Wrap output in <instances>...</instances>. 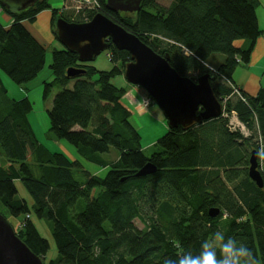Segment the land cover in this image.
<instances>
[{
  "label": "trees",
  "instance_id": "1",
  "mask_svg": "<svg viewBox=\"0 0 264 264\" xmlns=\"http://www.w3.org/2000/svg\"><path fill=\"white\" fill-rule=\"evenodd\" d=\"M96 1L99 7L89 9V18L101 12L157 53H169L171 65L182 75L196 79L210 72L224 112L235 111L250 134L231 130L229 117L221 115L188 130L169 128L147 154L123 103L128 87L112 83L124 74L130 52L111 42L105 51L114 65L99 70L64 46L54 48L53 78L42 84L44 100L60 88L47 110L49 131L107 172L93 173L81 160L41 143L29 118L32 101L28 96L9 98L0 76V205L7 213L0 212L9 221L22 215L18 227L10 222L45 264H162L164 257L178 252H198L217 230L246 243L264 264V185L249 176L252 151L264 147V89L249 95L233 76L239 65L249 62L264 33L257 16L259 0H172L169 6L142 0L136 12H115L106 0ZM0 7L12 19L8 27L0 22V69L17 84L35 79L46 61V45L26 22L34 24L40 12L51 10V32L58 40L57 17L87 21L66 16L49 0L21 10L1 2ZM238 39L247 46H238ZM70 67L84 71L69 76ZM235 87L245 99L234 93ZM112 148L116 159L105 156ZM149 162L157 171L135 176ZM258 162L264 178V161ZM17 181L32 203L19 195ZM211 207L219 208L217 216L209 215ZM34 217L51 230L53 258L47 259L51 242Z\"/></svg>",
  "mask_w": 264,
  "mask_h": 264
},
{
  "label": "water",
  "instance_id": "2",
  "mask_svg": "<svg viewBox=\"0 0 264 264\" xmlns=\"http://www.w3.org/2000/svg\"><path fill=\"white\" fill-rule=\"evenodd\" d=\"M38 0H0L6 7L18 10L35 5ZM142 0H106L112 11L136 12ZM55 35L58 41L82 62H91L110 47L111 42L131 54L126 62L124 76L128 83L146 90L161 108L169 128L188 130L206 120L223 115L224 102L217 96L211 83V73L196 79L180 74L170 63V55H161L143 42L137 35L113 21L101 12L85 22L55 19ZM83 69L70 67L69 76L83 73ZM157 171L151 162L144 165L135 176H146ZM249 176L263 187L264 178L259 169L258 153L250 157ZM219 208L211 207L209 215L215 217ZM0 264H45L30 246L17 234L9 219L0 212Z\"/></svg>",
  "mask_w": 264,
  "mask_h": 264
},
{
  "label": "rangeland",
  "instance_id": "3",
  "mask_svg": "<svg viewBox=\"0 0 264 264\" xmlns=\"http://www.w3.org/2000/svg\"><path fill=\"white\" fill-rule=\"evenodd\" d=\"M171 1L172 0H157V2L162 6H169ZM49 2L51 3L53 8H58L60 12H62L66 16L72 19H77L78 17L80 18L82 16L87 21L91 19V17L90 18L88 17L89 9L92 10L94 8L97 10V8L99 7V4L96 0H49ZM5 14L7 13L4 10H2V8L0 7V16L1 15L4 16ZM51 19H52V12L51 10L46 9L38 14L36 22L34 24H30L26 22L27 26L34 33V35H37L38 38L41 40V42L45 44L47 47L45 65L38 74V76L35 79L25 84L15 83L1 69H0V76L2 78L4 86L8 89L7 96H9V98L20 99L25 96H28L32 101L33 109L29 114V118L34 133L40 142H42L52 150H56L67 154V156H69V158L71 159L77 158L81 160L87 170L93 173H97L100 176H104L107 172V169L101 168L95 163H92L86 160L85 158H83L82 156L78 155L75 147L70 142H68L66 139L54 138L49 131L50 123H49L47 110L52 107L54 95L60 90V88L56 87L52 91L50 97L47 100H44L42 98V90H43L42 84L44 80H51L53 78L50 69V63L52 61V50L54 48L60 49L63 47V45L54 38L53 33L51 32L52 30ZM0 20L2 19L0 18ZM240 40L241 39H238L236 43ZM92 64L95 65L99 70H111L114 65L113 62L110 60L107 51H103L99 56H97V58L94 61H92ZM95 78L96 76L93 77V79ZM112 83L115 84L116 86L126 85L128 87V92L132 89H136L135 91L130 93L131 97L133 95L143 96V94L136 86L128 84L124 74L113 79ZM72 85L73 82L69 84L70 87ZM139 92L141 93V95ZM123 101L127 104V98L126 100ZM142 106H143V102H142ZM149 108L151 109V111H149L150 110ZM146 109L147 110L149 109L148 110L149 114L142 116L134 115L133 118L135 120L133 121V124L135 125V127L138 129V131L142 136L141 144L144 148V151L147 154H151L156 148V143L158 139L161 138L164 134H166V132H168L169 127L163 111L157 105L156 102H154L151 105V107L147 106L144 110ZM237 130L240 131L238 128ZM105 156L106 157L108 156L110 159H116L118 154L116 153L115 148H112L111 153L105 154ZM16 183H17L16 185L19 188V192H20L19 195L27 197L29 202L32 203V198L25 189V187L23 186V184L19 181H17ZM0 211L3 212L4 214L7 213V210L1 205H0ZM20 218H23L22 215L20 217H11L10 221L14 224L15 227H18L17 224ZM34 220L41 234L44 237L48 238L51 242V248L47 254V259L55 257L56 246L54 244L52 233L50 228L48 227L47 222L45 220H40L36 217H34ZM136 225L138 227H143V224L137 220H136Z\"/></svg>",
  "mask_w": 264,
  "mask_h": 264
},
{
  "label": "clouds",
  "instance_id": "4",
  "mask_svg": "<svg viewBox=\"0 0 264 264\" xmlns=\"http://www.w3.org/2000/svg\"><path fill=\"white\" fill-rule=\"evenodd\" d=\"M258 158L264 161V147L259 150ZM162 264H261V260L246 243L217 230L202 241L198 252L181 251L164 257Z\"/></svg>",
  "mask_w": 264,
  "mask_h": 264
},
{
  "label": "crops",
  "instance_id": "5",
  "mask_svg": "<svg viewBox=\"0 0 264 264\" xmlns=\"http://www.w3.org/2000/svg\"><path fill=\"white\" fill-rule=\"evenodd\" d=\"M257 16H258L259 26L264 31V0H259V6L257 7ZM0 18L2 19L0 20L1 23H3L7 27L10 26L12 19L8 14H5L4 16L1 15ZM35 36L38 38L37 35ZM236 44L238 46H247L246 40L245 41L240 40ZM233 76H234L235 84L241 90H243L249 95L256 96L260 92V90L264 89V33L257 38L254 48L251 52V57L249 62L247 64L239 65L235 70ZM135 90L136 89L130 90L123 97V100H126L127 98V104L123 101L125 103L124 105L128 107V109L132 113L131 116L132 124L133 121L135 120L133 118L134 115H138V116L147 115L149 114L148 112L151 111L150 108H149L150 110L148 109L149 111L147 109L146 110L143 109L142 101L144 96H142L140 92L139 93L141 96H135V95H133L132 97L130 96V93ZM128 96L130 99L128 98Z\"/></svg>",
  "mask_w": 264,
  "mask_h": 264
},
{
  "label": "built area",
  "instance_id": "6",
  "mask_svg": "<svg viewBox=\"0 0 264 264\" xmlns=\"http://www.w3.org/2000/svg\"><path fill=\"white\" fill-rule=\"evenodd\" d=\"M234 93H236L239 96L243 97L241 95L240 90L237 87L234 88ZM243 99H245V98L243 97ZM142 102H143V107L145 106L143 109H145L147 106L148 107L151 106V104L153 103V100L151 99V97H145ZM224 115L229 117V127H230L231 130H237V128H238L240 130V132L242 134H244L245 136L250 134L249 129L247 128L245 123H243L242 121H240L238 119L237 114H236L235 111H232L231 114L224 113Z\"/></svg>",
  "mask_w": 264,
  "mask_h": 264
},
{
  "label": "bare ground",
  "instance_id": "7",
  "mask_svg": "<svg viewBox=\"0 0 264 264\" xmlns=\"http://www.w3.org/2000/svg\"><path fill=\"white\" fill-rule=\"evenodd\" d=\"M261 171V170H260Z\"/></svg>",
  "mask_w": 264,
  "mask_h": 264
}]
</instances>
